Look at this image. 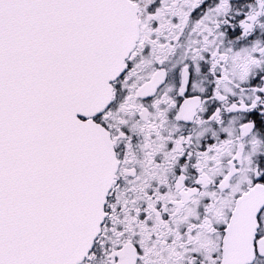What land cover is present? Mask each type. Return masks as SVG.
Returning <instances> with one entry per match:
<instances>
[{"label":"snow or ice","instance_id":"6c2138e0","mask_svg":"<svg viewBox=\"0 0 264 264\" xmlns=\"http://www.w3.org/2000/svg\"><path fill=\"white\" fill-rule=\"evenodd\" d=\"M0 264H264V0H0Z\"/></svg>","mask_w":264,"mask_h":264}]
</instances>
